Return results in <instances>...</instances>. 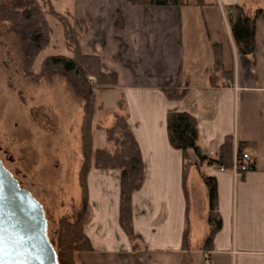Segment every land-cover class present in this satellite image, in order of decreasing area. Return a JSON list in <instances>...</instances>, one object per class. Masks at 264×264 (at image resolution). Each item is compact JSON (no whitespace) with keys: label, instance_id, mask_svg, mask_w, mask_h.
<instances>
[{"label":"crops","instance_id":"1","mask_svg":"<svg viewBox=\"0 0 264 264\" xmlns=\"http://www.w3.org/2000/svg\"><path fill=\"white\" fill-rule=\"evenodd\" d=\"M71 1L65 13L89 28L79 38L82 52L98 56L102 70L118 76L117 87L102 92L104 106L111 113L118 100L124 102L144 163L141 186L131 196L132 227L140 236L136 249L119 223V171L91 167L83 222L91 249L77 253L76 264H200L204 252L210 264H264V0H209L202 8ZM233 4L249 16L261 9L249 56L234 46L225 12ZM118 11L125 19L122 29ZM217 55L226 74L215 70ZM164 89L186 94L174 101ZM173 111L196 118L205 155L214 158L231 135L235 145L248 144L244 151L253 159L252 170L237 179L230 170L205 168L217 181L221 219L208 250L202 246L210 232L208 190L189 151L187 197L184 193L182 153L170 145L166 131V115ZM106 146L104 133L97 146L93 132V148Z\"/></svg>","mask_w":264,"mask_h":264},{"label":"trees","instance_id":"2","mask_svg":"<svg viewBox=\"0 0 264 264\" xmlns=\"http://www.w3.org/2000/svg\"><path fill=\"white\" fill-rule=\"evenodd\" d=\"M59 1V0H55ZM133 6H196L204 7L210 4L209 0H126ZM44 11L62 23L67 40L72 41L71 56H50L42 62L44 74L59 73L68 77L70 83L81 97L82 117L80 120V152L81 166L77 172V184L80 190V210L74 218L60 217L57 222L56 253L59 264H76L75 255L91 249L90 241L83 229V222L88 207L87 175L91 167L97 169H114L120 173V203L119 223L132 245L137 248L140 236L133 231L131 219V196L139 189L144 175V163L140 149L130 130L128 114L125 104L118 100L111 113L112 123L109 126H97L94 122L96 113L100 110L96 96L118 85V76L115 72L105 73L102 70L101 60L96 55L82 52L79 38L89 30L85 20L76 25L71 21L70 13H59L55 10L51 0H9L0 8V18L12 24V30L20 35L23 41V52L26 67L29 68L35 56L49 43V29L43 18ZM228 25L232 34L236 52L239 55L249 56L256 48L255 31L256 21L261 14L257 9L252 16L247 15L238 4L225 8ZM70 19V21H69ZM125 26L124 15L117 13V27ZM77 27L79 32H76ZM218 56V55H217ZM216 72H224L220 65L219 56L216 61ZM94 81H90L89 78ZM212 84L215 80L210 77ZM164 94L170 100L182 99L186 91L164 89ZM101 129L107 143L106 147L93 148V131ZM166 131L170 145L182 153V181L183 190L187 197L186 181L191 166L189 151L197 159V172L208 190L207 222L210 232L203 241V249L211 247L215 233L221 227L218 212V189L216 178L205 171V168H220L231 170L234 153H241L248 146L245 142L234 144L231 135L225 136L220 144L216 156L211 158L205 155L198 144V126L196 118L185 111L168 112L166 115ZM183 247L188 248V222L183 233Z\"/></svg>","mask_w":264,"mask_h":264},{"label":"rangeland","instance_id":"3","mask_svg":"<svg viewBox=\"0 0 264 264\" xmlns=\"http://www.w3.org/2000/svg\"><path fill=\"white\" fill-rule=\"evenodd\" d=\"M8 1L0 0V8ZM51 2L59 13L71 10V0ZM46 9L43 4V12ZM43 18L51 30L49 43L29 68L22 38L10 22L0 18V160L42 205L47 237L56 248L58 219L74 218L80 210L77 172L82 162L79 128L83 102L68 77L42 72L45 58L70 57L72 49L62 23L45 12ZM75 30L79 32L77 27ZM96 99L100 110L94 122L98 127L108 126L112 115L104 106L105 96L98 93ZM93 132L98 146L103 133Z\"/></svg>","mask_w":264,"mask_h":264},{"label":"water","instance_id":"4","mask_svg":"<svg viewBox=\"0 0 264 264\" xmlns=\"http://www.w3.org/2000/svg\"><path fill=\"white\" fill-rule=\"evenodd\" d=\"M40 202L0 160V264H59Z\"/></svg>","mask_w":264,"mask_h":264},{"label":"built area","instance_id":"5","mask_svg":"<svg viewBox=\"0 0 264 264\" xmlns=\"http://www.w3.org/2000/svg\"><path fill=\"white\" fill-rule=\"evenodd\" d=\"M253 168V159L249 155L248 152L242 151L237 154L234 153L232 167L230 172L232 173L234 178H240L244 173L252 170ZM219 171H225L223 167L218 168ZM200 264H210V257L208 252L203 253V257L201 259Z\"/></svg>","mask_w":264,"mask_h":264},{"label":"flooded vegetation","instance_id":"6","mask_svg":"<svg viewBox=\"0 0 264 264\" xmlns=\"http://www.w3.org/2000/svg\"><path fill=\"white\" fill-rule=\"evenodd\" d=\"M19 183V182H18ZM20 185V184H19ZM21 186V185H20Z\"/></svg>","mask_w":264,"mask_h":264}]
</instances>
